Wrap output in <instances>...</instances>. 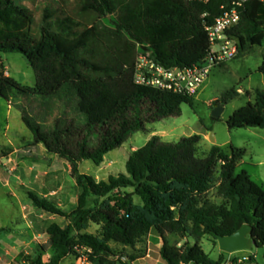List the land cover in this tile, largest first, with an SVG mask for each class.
Segmentation results:
<instances>
[{
    "label": "trees",
    "instance_id": "1",
    "mask_svg": "<svg viewBox=\"0 0 264 264\" xmlns=\"http://www.w3.org/2000/svg\"><path fill=\"white\" fill-rule=\"evenodd\" d=\"M67 1L44 6L38 19L31 7L35 0H0V51L23 54L36 76L34 86L24 85L6 74L0 60V97H22L23 121L35 142L67 160L76 181L77 205L71 211L28 193L36 207L69 221L66 227L57 222L47 227L51 254L46 258L40 246L36 255L26 256L28 264H62L76 254V245L91 248V264H128L124 258L139 257L129 259L111 243L136 247L147 242L153 228L167 264H224L227 252L211 259L202 239L208 234L218 242L244 224L253 226L256 245L264 246V189L245 169L238 170L244 148L231 145L226 152L214 144L204 151L201 134L178 142L153 135L130 153L126 172L97 180L79 169L84 160L100 165L132 134L146 131L147 123L180 115L183 103L194 105L195 96L136 83L135 64L140 46L168 68L201 63L209 48L201 17L206 6L181 0H73L72 7ZM108 14L117 15L122 35L115 45L97 31ZM231 34L239 54L248 43L263 45L264 3H247ZM258 70L264 73V60ZM238 94L232 88L214 105ZM227 123L264 128V89ZM214 189L221 202L211 198ZM92 223L98 234L87 231ZM238 259L231 264L256 261Z\"/></svg>",
    "mask_w": 264,
    "mask_h": 264
},
{
    "label": "rangeland",
    "instance_id": "2",
    "mask_svg": "<svg viewBox=\"0 0 264 264\" xmlns=\"http://www.w3.org/2000/svg\"><path fill=\"white\" fill-rule=\"evenodd\" d=\"M20 1L29 3V0ZM58 2L59 0H35L31 7L36 18L39 19L44 6H56ZM67 2L69 6L74 7L76 5V1L73 0H68ZM116 19V14H108L101 18L97 30L99 36L110 40L112 45H115L122 37L117 32ZM0 60L5 65L7 75L14 77L24 85H35V73L23 54L0 51ZM263 60L264 43L263 45L248 43L246 49L238 54L235 59L216 66L211 70L202 88L195 95L193 106L183 103L180 115L147 123L146 131L140 130L132 134L122 146L107 153L105 160L100 165H97L92 160L82 161L79 165L80 172L92 175L97 180H107L110 175L126 172V161L130 153L134 151L132 147H142L153 135H159L161 140L165 142H178L182 137L201 134L203 135V140L200 146L204 151L209 150L214 144L226 152H230L231 145L244 148L246 154L240 161L238 170L245 169L251 178L264 189V128H230L227 123L232 113L248 101H254L257 89H264V73L258 70ZM232 88L236 89L239 94L229 100L228 103L223 104L221 116L215 118L213 116V110L216 107L214 101L220 99ZM9 99L15 108L16 106L21 108L20 105H16L22 100L20 95L12 93ZM6 108L5 98L0 97V141H4L3 130L6 122H9L8 133L13 138L16 136L17 139H14V141L17 150L13 152V147L5 145L3 148L4 153L0 155L9 158L7 163L9 173L13 172L26 185H18V183L9 187L4 184L3 179L0 180V224L14 229L20 237L23 236L22 239L26 236L30 237L32 242L23 247L9 243L7 244L8 249L0 248V264H28L26 256L36 255L40 246L46 258L51 254L47 227L52 222H57L63 227H66L69 223L64 217L53 215L36 207L28 194L29 191L49 202H54L56 199L62 204V208L67 211L74 209L77 193L73 183V176L68 173L69 167L66 163L68 161L52 153H48L51 158H54L52 161H40L43 158L42 155L46 154L44 147L34 145L32 153L28 149H24L20 141L26 140L29 142L31 140L35 142L33 133L20 118V114L17 111L18 108L12 112L9 118ZM211 135H214L215 142L211 140ZM31 157L35 159L32 160ZM51 164L54 165L57 171L54 172L53 177L44 179L42 186H37L26 180L30 176V166L36 165V169L33 170H36L35 174L41 176L48 168V165ZM55 185L62 186L63 194L49 195L45 198L43 194L47 192V189L49 190ZM13 192L14 194L12 195ZM210 196L214 201H222L216 189L210 193ZM135 201L140 203L141 199L136 196ZM87 231L98 234L99 226L92 223ZM6 238L3 233L0 234L2 241H5ZM173 239L177 240L178 237L173 236ZM182 242L183 240H180V243ZM111 244L118 252L126 254L129 259L131 256H138L137 264H147V262L149 264H167L160 255L162 238L155 228L151 230L147 242L139 243L136 247L117 243ZM201 245L213 260H218L224 253L220 248L219 242L211 235H205ZM243 256H253L256 259L255 264H264V246L255 245L251 250L225 253L224 264H231L233 258H241ZM124 261L128 264H133V261L129 262L127 258ZM62 264L79 263L74 255H70L64 259Z\"/></svg>",
    "mask_w": 264,
    "mask_h": 264
},
{
    "label": "built area",
    "instance_id": "3",
    "mask_svg": "<svg viewBox=\"0 0 264 264\" xmlns=\"http://www.w3.org/2000/svg\"><path fill=\"white\" fill-rule=\"evenodd\" d=\"M185 3L206 6L201 14L208 34L209 48L204 60L192 67L168 68L156 61L152 52L140 46L135 64V81L138 84L195 96L202 88L211 70L235 59L239 54V42L231 30L238 24L247 3L252 0H181ZM263 2L264 0H257ZM74 255L79 264H91V248L75 246ZM124 258L123 260H125ZM249 256L239 258V262Z\"/></svg>",
    "mask_w": 264,
    "mask_h": 264
},
{
    "label": "crops",
    "instance_id": "4",
    "mask_svg": "<svg viewBox=\"0 0 264 264\" xmlns=\"http://www.w3.org/2000/svg\"><path fill=\"white\" fill-rule=\"evenodd\" d=\"M5 100H6V106H7V108H6L7 116L9 118V116H11L12 112H14V110L16 108H18V107L16 106V108H15L12 105L10 99L5 98ZM20 103H22V100H21V102L19 101L18 103H16V105L18 104V105L21 106V108H18L17 111L20 114V118L23 120L22 104H20ZM9 126H10L9 122H6V126H5V128L3 130V134H2L4 141L3 142L0 141V154L4 153L3 148H4L5 145H9L10 147H13L14 148L13 152H16V150H17L16 149L17 147L15 145V141H14V139L16 140L17 138H16V136L13 138V137H11L9 135V133H8L9 132ZM33 140H35L34 135H33ZM20 143L23 144V146H24L23 148L24 149H28V151L30 153H32L34 151V149H33V147H35L34 145H36L37 147H44L46 154L42 155L43 158H41V160L39 159L40 161H42V160H45V161L46 160H51L52 161L54 159V158H51L48 155V153H50V152H48V150L46 149V147L42 143L34 144L35 142L31 141V140L29 142L26 141V140L25 141L21 140ZM132 149L136 150L137 147H132ZM33 155H34V153H33ZM34 159L35 158H32V160H34ZM8 162H9V158L8 157H6L4 155H0V180L3 179L4 180V184L6 186H9V187H12V185H16L18 183H19L18 185H26L25 182H22L21 178H17V176L14 175L13 172L9 173V171H8L9 168L7 167V163ZM66 163H67V165L69 167L68 173L71 174V166H70V164L68 162H66ZM36 165L29 167L31 169L30 172H29L30 176L26 180L36 184L37 186H42L44 179H46V178L49 179L50 177H53L54 172H56L57 170L54 168L53 164L48 165V168L40 176L39 174H35L36 170H33V169H36ZM73 183H74V185H76L75 179L73 180ZM61 193L63 194L62 186L55 185V187H52L49 190L47 189V192H45L43 194V196L45 198H47L49 195H56V194H61ZM13 194H14V192L12 193V195ZM55 202L57 203L58 206L63 207L62 204L59 203L56 199H55ZM76 205H77V194H76L75 206ZM3 227H7V226H4V225L0 224V228H3ZM9 228H10L9 231L2 232L7 238L5 239V241H2V239H0V248L1 249H5V248L8 249L9 247H7V244H9V243L13 244V245L16 244V246L18 245V247L19 246L23 247L24 245L27 246V245H29L32 242L30 237L26 236L25 238L22 239L23 236L20 237L19 234L14 231V229H12L11 227H9ZM2 233H0V234H2ZM48 237H49V235H48ZM161 246H162V244H161ZM144 258H146V257H144ZM138 260L139 259H136L135 261H133V264H137ZM163 263H165V262H163ZM147 264H149V262H147Z\"/></svg>",
    "mask_w": 264,
    "mask_h": 264
},
{
    "label": "water",
    "instance_id": "5",
    "mask_svg": "<svg viewBox=\"0 0 264 264\" xmlns=\"http://www.w3.org/2000/svg\"><path fill=\"white\" fill-rule=\"evenodd\" d=\"M222 110L223 106L217 105L213 110V116L219 118ZM211 140L215 142L214 135H211ZM218 242L221 250L227 253L251 250L256 245V240L253 237V226L244 224L233 234L219 236Z\"/></svg>",
    "mask_w": 264,
    "mask_h": 264
}]
</instances>
